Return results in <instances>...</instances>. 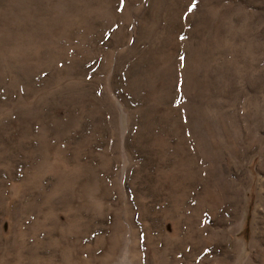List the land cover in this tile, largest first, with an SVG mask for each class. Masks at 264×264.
<instances>
[{
  "label": "rangeland",
  "instance_id": "obj_1",
  "mask_svg": "<svg viewBox=\"0 0 264 264\" xmlns=\"http://www.w3.org/2000/svg\"><path fill=\"white\" fill-rule=\"evenodd\" d=\"M0 264H264V0H0Z\"/></svg>",
  "mask_w": 264,
  "mask_h": 264
}]
</instances>
